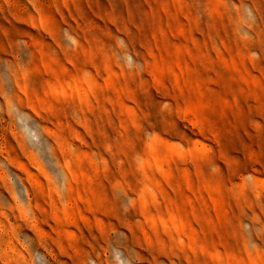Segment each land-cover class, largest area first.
I'll use <instances>...</instances> for the list:
<instances>
[{"label":"rangeland","instance_id":"374dc122","mask_svg":"<svg viewBox=\"0 0 264 264\" xmlns=\"http://www.w3.org/2000/svg\"><path fill=\"white\" fill-rule=\"evenodd\" d=\"M0 264H264V0H0Z\"/></svg>","mask_w":264,"mask_h":264}]
</instances>
